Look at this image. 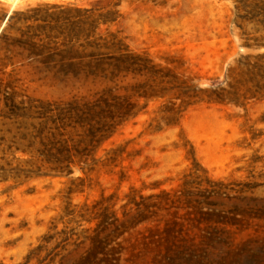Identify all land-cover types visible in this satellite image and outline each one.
Returning a JSON list of instances; mask_svg holds the SVG:
<instances>
[{
    "label": "rangeland",
    "instance_id": "374dc122",
    "mask_svg": "<svg viewBox=\"0 0 264 264\" xmlns=\"http://www.w3.org/2000/svg\"><path fill=\"white\" fill-rule=\"evenodd\" d=\"M42 1L94 3L116 11L107 29L118 32L129 53L149 61L141 74L128 72L129 92L136 84L176 75L205 99L187 106L176 124L158 130L154 127L165 114L168 95L148 100L144 111L98 148L95 158L104 160L117 147L123 153L113 163L98 162L92 171L75 165L69 175L45 174L43 155L17 152L13 165L31 171L0 181V264H72L84 248H74L72 238L61 241L60 231L94 224L69 222L67 206L90 204L101 195L123 198L131 187L143 195L169 190L187 173L204 187L205 178L227 181L244 179L249 171L264 172V59H255L264 54V0H0V30L13 10ZM10 69L0 77L7 78ZM21 72L25 76L26 68ZM101 87L24 84L16 89L24 98L58 101ZM208 96L220 99L207 101ZM256 194L264 196V190ZM214 225L202 221L190 234L192 241H177L169 250L165 245L142 247L137 240L142 227L136 228L112 244L123 248L112 264H264V238L248 243L251 231ZM210 227L226 242L204 240L201 232Z\"/></svg>",
    "mask_w": 264,
    "mask_h": 264
},
{
    "label": "trees",
    "instance_id": "16d2710c",
    "mask_svg": "<svg viewBox=\"0 0 264 264\" xmlns=\"http://www.w3.org/2000/svg\"><path fill=\"white\" fill-rule=\"evenodd\" d=\"M115 21L112 7L72 1H42L8 15L0 30V73L5 74L4 69L11 66L7 78L0 77V181L31 171L20 163L13 165L17 152L43 155L48 165L45 174L53 175H69L75 165L92 171L98 162L113 163L123 148L110 149L101 161L95 158L98 148L144 111L148 100L168 95L165 114L154 127L158 130L176 124L187 106L205 99L176 75L136 84L129 92L124 82L128 72L141 74L149 61L129 53L118 32L107 29ZM261 58L264 54L255 56ZM23 68L25 76L20 75ZM24 84L103 87L66 100L43 101L22 97L16 88ZM140 99L145 100L141 105ZM191 176L183 174L178 186L169 190L143 195L131 187L123 198L101 195L90 204L67 206L64 215L70 216L69 222L94 224L80 231H60L61 241L72 238L74 248H84L72 264L118 262L123 248L120 243L116 248L112 244L139 227L137 240L142 247L161 249L165 245L166 250L177 241H192L195 237L190 234L202 221L235 226L240 232L249 230L248 243L264 238V196L256 194L257 189L264 190V172L249 171L244 179L227 181L205 178L204 187ZM121 199L124 202L116 208ZM218 233L210 227L201 237L208 242H226Z\"/></svg>",
    "mask_w": 264,
    "mask_h": 264
},
{
    "label": "water",
    "instance_id": "95a60500",
    "mask_svg": "<svg viewBox=\"0 0 264 264\" xmlns=\"http://www.w3.org/2000/svg\"><path fill=\"white\" fill-rule=\"evenodd\" d=\"M8 15H9V14H8ZM8 15H7V17H8ZM7 17H6V18H7Z\"/></svg>",
    "mask_w": 264,
    "mask_h": 264
},
{
    "label": "bare ground",
    "instance_id": "6f19581e",
    "mask_svg": "<svg viewBox=\"0 0 264 264\" xmlns=\"http://www.w3.org/2000/svg\"><path fill=\"white\" fill-rule=\"evenodd\" d=\"M12 1H15V0H12Z\"/></svg>",
    "mask_w": 264,
    "mask_h": 264
}]
</instances>
